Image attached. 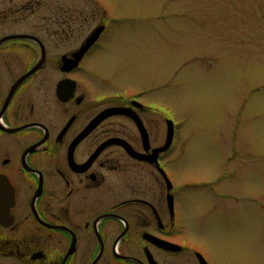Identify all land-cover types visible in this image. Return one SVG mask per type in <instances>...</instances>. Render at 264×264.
<instances>
[{"label":"flooded vegetation","instance_id":"obj_1","mask_svg":"<svg viewBox=\"0 0 264 264\" xmlns=\"http://www.w3.org/2000/svg\"><path fill=\"white\" fill-rule=\"evenodd\" d=\"M108 9L0 0V264H202L164 90L96 85L132 33Z\"/></svg>","mask_w":264,"mask_h":264},{"label":"rangeland","instance_id":"obj_2","mask_svg":"<svg viewBox=\"0 0 264 264\" xmlns=\"http://www.w3.org/2000/svg\"><path fill=\"white\" fill-rule=\"evenodd\" d=\"M100 1L132 33L96 85L164 90L180 126L187 241L210 264H264V0Z\"/></svg>","mask_w":264,"mask_h":264},{"label":"water","instance_id":"obj_3","mask_svg":"<svg viewBox=\"0 0 264 264\" xmlns=\"http://www.w3.org/2000/svg\"><path fill=\"white\" fill-rule=\"evenodd\" d=\"M168 140H167V144H166V147L165 149H168L172 142V138H173V128L171 126V123H170V131H169V134H168ZM198 256H199V260L202 264H208L207 260L204 258V256L201 254V253H198Z\"/></svg>","mask_w":264,"mask_h":264}]
</instances>
